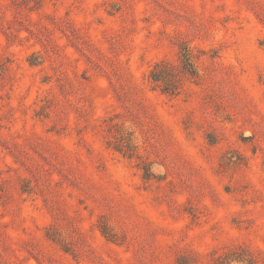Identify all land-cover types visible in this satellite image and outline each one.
I'll return each mask as SVG.
<instances>
[{
  "label": "rangeland",
  "instance_id": "rangeland-1",
  "mask_svg": "<svg viewBox=\"0 0 264 264\" xmlns=\"http://www.w3.org/2000/svg\"><path fill=\"white\" fill-rule=\"evenodd\" d=\"M0 264H264V0H0Z\"/></svg>",
  "mask_w": 264,
  "mask_h": 264
}]
</instances>
